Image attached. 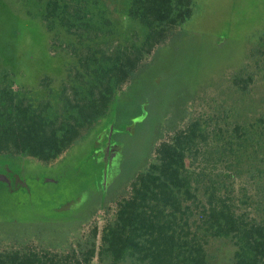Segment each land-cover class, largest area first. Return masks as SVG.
I'll use <instances>...</instances> for the list:
<instances>
[{
  "label": "rangeland",
  "instance_id": "1",
  "mask_svg": "<svg viewBox=\"0 0 264 264\" xmlns=\"http://www.w3.org/2000/svg\"><path fill=\"white\" fill-rule=\"evenodd\" d=\"M46 1L0 0V82L35 104L46 99L57 104L88 46L111 50L112 45L140 44L148 31L126 15L128 0H81L95 27L88 35L79 37L59 23L48 31L42 19ZM263 30L264 0H194L192 17L143 59L107 115L83 129L59 158L43 162L0 154V175L6 177L0 178V235L76 226L89 232L93 222L101 228L103 206L114 207L167 136L171 119L186 114L205 119L210 133L222 137L218 149L223 155V137L235 123L264 116V63L255 65L247 57ZM242 68L254 75L245 92L234 83ZM215 157L218 162L213 156L199 165L214 175L224 173L231 157ZM258 164L264 165L261 155L245 168ZM243 184L236 182V188L264 206L263 189L256 194ZM235 250L229 238H210L206 245L210 264H235Z\"/></svg>",
  "mask_w": 264,
  "mask_h": 264
},
{
  "label": "trees",
  "instance_id": "2",
  "mask_svg": "<svg viewBox=\"0 0 264 264\" xmlns=\"http://www.w3.org/2000/svg\"><path fill=\"white\" fill-rule=\"evenodd\" d=\"M193 12L194 0H128L126 15L148 30L143 41L112 45L111 50L88 46L69 75L71 87L64 84L57 104L49 99L35 104L1 81L0 154L43 162L59 158L83 129L107 115L118 92L136 78L143 59ZM89 13L81 0H47L42 19L48 31L59 23L81 37L95 28ZM247 57L255 65L264 63V30ZM253 76L242 68L234 83L245 92ZM208 126L202 117L187 114L167 121L168 134L147 164L114 207L103 206L101 228L93 222L89 232L76 226L0 235V264H93L95 257L96 264H210V238L232 240L235 264H264V206L236 188L243 181L245 188L250 185L256 194L262 188L264 193V165L245 168L259 155L264 162V116L235 123L223 137V155L218 149L222 137L212 135ZM213 156L216 161L215 156L231 157L224 173L214 175L199 165ZM215 176L220 178L215 181Z\"/></svg>",
  "mask_w": 264,
  "mask_h": 264
},
{
  "label": "water",
  "instance_id": "3",
  "mask_svg": "<svg viewBox=\"0 0 264 264\" xmlns=\"http://www.w3.org/2000/svg\"><path fill=\"white\" fill-rule=\"evenodd\" d=\"M0 178H4V176L0 175Z\"/></svg>",
  "mask_w": 264,
  "mask_h": 264
},
{
  "label": "flooded vegetation",
  "instance_id": "4",
  "mask_svg": "<svg viewBox=\"0 0 264 264\" xmlns=\"http://www.w3.org/2000/svg\"><path fill=\"white\" fill-rule=\"evenodd\" d=\"M6 179V177H4Z\"/></svg>",
  "mask_w": 264,
  "mask_h": 264
}]
</instances>
